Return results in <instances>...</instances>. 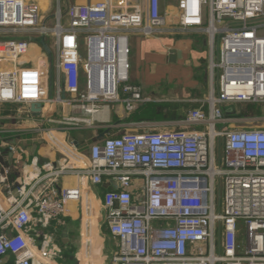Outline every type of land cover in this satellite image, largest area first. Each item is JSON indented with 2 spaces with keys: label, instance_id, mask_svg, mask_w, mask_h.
<instances>
[{
  "label": "built area",
  "instance_id": "1",
  "mask_svg": "<svg viewBox=\"0 0 264 264\" xmlns=\"http://www.w3.org/2000/svg\"><path fill=\"white\" fill-rule=\"evenodd\" d=\"M41 1L0 0V103L18 104L34 122L19 135H39L72 158L52 138L70 149L63 137L106 122L111 105L131 113L150 101L130 79L129 36L160 33L168 19L172 31L207 34L210 92L173 127L132 122L72 158L77 166L27 176L16 193L1 166L11 206L0 199V258L46 257L48 239L37 248L31 224L64 215L89 182L106 186L101 222L117 244L112 264H264V126L232 127L250 121L234 115L237 105H264V0H176V15L162 0H55L52 25ZM32 45L41 50L30 57ZM66 176L74 181L56 194Z\"/></svg>",
  "mask_w": 264,
  "mask_h": 264
},
{
  "label": "crops",
  "instance_id": "2",
  "mask_svg": "<svg viewBox=\"0 0 264 264\" xmlns=\"http://www.w3.org/2000/svg\"><path fill=\"white\" fill-rule=\"evenodd\" d=\"M174 1L175 0H173V2ZM161 6L162 9H166L170 14H173L176 11L175 7L170 4L169 0H162ZM174 22L175 21L172 19L170 25L174 26ZM171 26L169 28H171ZM197 32L198 31L193 30H187L183 32L170 31L169 34L164 35L161 42H157L155 40L145 41V39H143L142 44H140L138 47L139 49L136 48L135 44L132 45L130 41V53L134 51L136 52L137 50L138 52H142L143 57L145 56V60L150 61L152 59H161L163 61H169V50L176 49L180 51L181 56L177 57L174 62H181L182 58H191L195 62H201L202 57L200 56V53L202 49H205L206 46H208L207 62L206 60L203 62L205 64H208L210 61L209 45L207 44L205 46V42L203 39H201L197 35H192ZM172 36L176 37L172 39ZM148 47H152L153 51H148ZM40 50L41 49L36 45H32L29 51L30 57L37 54ZM148 52H150V55L148 54ZM205 57L206 56H204L203 58ZM153 69L155 75L148 78L147 84L149 86L154 85L160 79V76L155 73V68ZM145 70L148 71V68H146ZM185 70L186 68L184 66L181 67L180 75L182 74V72H185ZM147 71L146 73L149 72ZM132 77L135 76L133 75ZM155 101H164V99ZM155 101L150 100L148 102H144L137 108H139L143 104H146L148 107L152 106L153 108L161 110L163 112V108L157 106L155 104ZM56 108L58 109V111L61 110L60 106H57ZM137 108L135 109V111L137 110ZM18 109V104L0 103V172L1 166H8L10 168L8 181L11 184L13 193H16V187L19 183H22L24 181V178H26L27 176L33 177L35 175H41L48 171L49 168H60L62 166L72 168L74 166H77V162L74 159L65 156L59 149H57V147H55L50 141H47L43 137H35L32 134L19 135L18 130L23 127L32 125L34 122L31 123L30 120L27 121L28 119H26V116L24 114H18ZM65 111H67L68 113L73 112V110L71 109H66ZM110 111H114V119L118 121H120V115L125 113L123 107L120 105L114 110L112 109L111 105L108 112L110 113ZM74 113L80 114V112L77 110H75ZM186 113L187 111L183 114V116L180 117L172 116L170 118L163 117L162 119H132V122H157L164 123L160 126L173 127V125L169 123L184 118ZM130 115L127 114L126 117H128L129 119ZM35 118H38V116ZM103 127L104 126H99V131H101ZM139 129L141 130L140 127ZM124 131L116 132L113 135H119ZM68 134L63 138L64 142L70 146V150H72V152H74L76 155H79L86 154L89 151V147L93 143V140H86L83 141L85 143H81L78 140L77 142L74 137H72L74 139H68ZM107 134L105 136H107ZM35 138L41 140L37 141L35 140ZM66 139H68L70 142H68V140ZM99 140L101 139H97L96 137L95 141ZM75 142L78 145L77 147H75ZM8 143L18 147V150L10 152L7 145ZM33 161L36 162L35 165L32 164ZM73 178L74 177L72 176L57 178L54 186L52 187V190L57 194L60 186L64 183H72L74 181ZM103 186L106 187L105 185ZM103 191L104 189H102V186H90L89 212H87L86 210L85 188L81 201H69L66 204L64 215L51 220L47 225H40L37 223L31 224L28 233L31 236L33 243L37 248H39L42 244V241L44 239H48V245L46 249L49 251V254L46 257H40L39 254L36 253L37 255L33 258V264H112L111 257L117 250V244L115 245V248H106L108 249L109 254H105L104 249L105 247H107V240L105 238L106 236L101 233V229H99L98 234H96L98 238L96 237L94 239L95 225L97 224L100 226V228L102 227L101 220L103 214L100 208V201ZM0 199L5 207L11 206L10 200H8V194L4 188L0 189ZM94 199H96L98 202V208L95 207L96 200L93 201ZM33 216H36L35 212H33ZM81 221L83 225V235H81V233L79 234V224ZM88 229L90 237L89 256L86 255V239ZM0 264H13L12 256L7 255L1 257Z\"/></svg>",
  "mask_w": 264,
  "mask_h": 264
},
{
  "label": "rangeland",
  "instance_id": "3",
  "mask_svg": "<svg viewBox=\"0 0 264 264\" xmlns=\"http://www.w3.org/2000/svg\"><path fill=\"white\" fill-rule=\"evenodd\" d=\"M170 4H172L175 9H176V0L173 2V0H169ZM55 0H42L40 3V9H41V14L42 15H49L50 19L48 20V23L50 25H52L53 21H54V11H55ZM176 15V12L174 13ZM176 16H173L172 18L175 19ZM171 18V17H169ZM172 20L168 19V23L166 24V27L157 34L154 35H149V36H144V35H140L136 32L131 33L130 37V41L131 44H135L136 48L139 47L140 44H142L143 39H145V41L147 40H155L157 42H161L162 38L164 37V35L169 34L170 31L174 32L172 30L169 29L170 22ZM192 35H197L199 36L201 39L204 40L205 42V46L208 44V36L205 32L202 31H198L197 33H194ZM176 37V36H172V39ZM46 40L47 42L50 44L49 42V37L46 36ZM150 46V45H149ZM139 49V48H138ZM148 51H153L152 47H148ZM84 55V50L83 53ZM148 54L150 55V52H148ZM207 54H208V46H206L205 49H202L200 56L201 58V62L198 61H194L191 58H185V59H181V62H171V61H163V60H158V59H152V60H145V56L143 57L142 52H138L136 50V52H131L129 59H130V70H129V74H130V79H132L131 81L133 83H137L141 86V90L144 96L149 97L151 100L155 101V100H163L164 101H155V104L161 108H163V114L167 113L170 114L171 111L172 116L173 114L179 112L181 115L184 114L186 111H188L189 109H192L194 104H206V98L209 95V91H210V75H209V63L205 64L203 63L205 60L207 62ZM204 56H206L205 58H203ZM52 57L54 58V50L52 48ZM185 67L186 70L185 72H182V74L180 75V70L181 67ZM146 68H148V71L145 70ZM155 68V73L160 76V79L157 81V83H155L152 86H149L147 84V80L149 77L155 75L154 74V69ZM146 71L148 73H146ZM135 77H132V76ZM162 77V78H161ZM177 78V79H175ZM172 79V80H171ZM216 83H217V79L216 76L213 79V85L216 88ZM149 94V95H148ZM159 96V97H158ZM174 102V103H173ZM254 108L247 114L244 115H240V118H244V119H250V121L248 120L247 123H234L232 125V127H240L243 125H247V126H264V105H253ZM117 107H119L118 104H113L112 105V109H116ZM246 106L243 105H237L235 107L236 112L240 113V109L244 108ZM137 108V107H136ZM135 108V109H136ZM134 109V110H135ZM133 110V111H134ZM125 112V111H124ZM132 113V112H131ZM159 113V112H158ZM130 115V112H125L122 115H120V118L118 120L114 119L115 118V114L114 111H110V113L108 112L107 114V119L106 122H97L95 121L94 123L92 122V125H87L84 124L85 127L83 126L80 129L77 130H71L70 132H68V139H74L79 142H83L86 140H93V142H96V135L98 132H100L98 129L99 126H105V125H111L114 124L115 122H117V126L113 127L109 133L107 134V136H111L116 132H121L124 131L126 129H130L132 126L130 125L132 123V119L128 117H126V115ZM158 114V115H163ZM180 115V116H181ZM110 116V117H109ZM123 116V117H122ZM126 120H125V118ZM171 116V117H172ZM89 117V116H86ZM122 117V118H121ZM170 118V116H169ZM162 119V118H159ZM153 121V120H152ZM97 124V125H96ZM27 127V126H26ZM34 135V134H32ZM35 137H39V135H34ZM74 137V138H72ZM66 139V140H68ZM35 140H41L38 138H35ZM77 141V142H78ZM68 142H70L68 140ZM85 143V142H83ZM92 143V142H91ZM15 150H18V147H16ZM20 150V149H19ZM220 151H217V157L219 155ZM218 186V184H217ZM220 189V185L219 187L216 189V195H219V190ZM96 199H94L93 201H95ZM98 202L97 200L95 201V207L98 208ZM102 227L100 228L99 225H95V237L94 239L98 236L96 234H98L99 229H101V233H103L106 237V244L107 247H105L104 252L105 254H109L108 253V249L106 248H115L116 245V241L113 240L109 234L107 233V229L105 227V225L103 226V224H101ZM81 233V235H83V225H82V221L79 224V234ZM116 250V249H115ZM115 252V251H114ZM83 263V262H82Z\"/></svg>",
  "mask_w": 264,
  "mask_h": 264
},
{
  "label": "water",
  "instance_id": "4",
  "mask_svg": "<svg viewBox=\"0 0 264 264\" xmlns=\"http://www.w3.org/2000/svg\"><path fill=\"white\" fill-rule=\"evenodd\" d=\"M41 45L43 47V49L46 52H49V48L45 45V43L43 41H41ZM180 51L176 50V49H170L169 50V61L174 62L176 60L177 57H180ZM62 96H64V90H62ZM40 103H31L29 106V109L31 111V115L33 117H37L39 115V110H40ZM117 126V122H115L114 124L111 125H105L103 127V129L97 133L96 137L97 139H102L105 137V135L107 133H109V131L113 128ZM53 142L63 151L65 152L66 155L72 157V158H76L78 159L77 155L72 152V150H70L69 148H67L65 145H63L62 143H60L57 139L52 138ZM77 143L75 142V147H77ZM89 207H90V184L89 182L87 183V188H86V210L87 212H89ZM89 249H90V237H89V229L87 230V239H86V255L89 256Z\"/></svg>",
  "mask_w": 264,
  "mask_h": 264
},
{
  "label": "trees",
  "instance_id": "5",
  "mask_svg": "<svg viewBox=\"0 0 264 264\" xmlns=\"http://www.w3.org/2000/svg\"><path fill=\"white\" fill-rule=\"evenodd\" d=\"M143 105H145V106H143ZM143 105H141L139 108H137L136 111L134 110V112H132L133 114L131 113V115L129 116V118H131L133 120H140V119H159V118H163V117L164 118H167L169 116L171 117L172 116V113H173L172 111H171L170 114L164 113L165 116L162 117V115H158V114H161V113L163 114V112L161 110L155 109L152 106L151 107L150 106L148 107L146 104H143ZM192 106H193V108H196V107L199 106V103L198 104H194ZM243 106H246V107L240 109V113H237L236 112V109H235L234 115L240 116V115L247 114V113H249L254 108L253 105H243ZM228 110H232V108H228ZM180 115L181 114L179 112L173 114L174 117L175 116L180 117ZM181 116H183V114ZM105 188L106 187L102 186V189L105 190ZM107 233H108V231H107Z\"/></svg>",
  "mask_w": 264,
  "mask_h": 264
}]
</instances>
